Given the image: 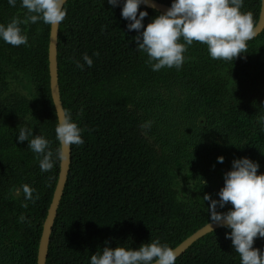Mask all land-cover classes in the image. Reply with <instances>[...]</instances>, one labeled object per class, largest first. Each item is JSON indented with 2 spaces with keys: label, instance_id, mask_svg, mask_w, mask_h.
I'll return each instance as SVG.
<instances>
[{
  "label": "trees",
  "instance_id": "obj_1",
  "mask_svg": "<svg viewBox=\"0 0 264 264\" xmlns=\"http://www.w3.org/2000/svg\"><path fill=\"white\" fill-rule=\"evenodd\" d=\"M65 6L57 39L58 83L64 111L83 129L84 143L70 146V168L46 264H90L91 255L106 246L136 249L157 238L174 248L210 222L209 202L203 197L207 193L219 199L224 182L219 180L213 191L209 184L191 186L189 199L181 198L165 154L143 132L140 96L124 83L132 75L151 95L180 92L175 99L192 120L205 118L189 140L199 161L209 150L223 149L233 159L258 162V174L264 173V30L234 61L213 59L206 44L194 41L182 67L153 71L148 55L136 48V30L129 31V21L121 16L123 0L115 7L107 0H69ZM143 10L148 12L145 27L162 13L140 5L138 15ZM241 10L252 12L256 25L260 0H244ZM26 14L21 0L15 7L0 0V24L23 20ZM21 27L28 45L0 40V264H37L60 170L58 161L42 172L38 154L17 138L27 125L33 135L50 141L53 152L60 147L50 87L51 26L40 20ZM84 53L93 59L91 67L84 63ZM25 184L38 199L25 201L23 192H17ZM25 202L27 208L22 207ZM231 207L229 202L218 210ZM230 231L221 227L205 235L175 264H240L225 235ZM253 247L264 251V237L255 238Z\"/></svg>",
  "mask_w": 264,
  "mask_h": 264
},
{
  "label": "clouds",
  "instance_id": "obj_2",
  "mask_svg": "<svg viewBox=\"0 0 264 264\" xmlns=\"http://www.w3.org/2000/svg\"><path fill=\"white\" fill-rule=\"evenodd\" d=\"M113 7L121 0H107ZM150 0H123L121 16L129 21V31L136 30L137 49L145 52L153 71L162 68L182 67L188 46L194 41L206 44L213 59L234 61L246 52L247 42L256 36L255 21L252 12H244V0H172L170 8L156 16L147 27L144 19L147 10L139 11L142 3ZM15 7L16 0H8ZM67 0H21V6L27 9L23 20L13 18L9 23L0 24V40L12 46L28 45V35L21 27L40 20L53 29L65 20ZM264 5V0H260ZM143 29V31H141ZM183 39V42L181 41ZM98 56L99 53H93ZM88 67L93 59L83 54ZM154 62V63H153ZM83 70L84 64L76 62ZM56 139L60 147L55 152L50 141L43 135H33V128L25 125L19 129L18 141H28V148L38 154L42 172L51 171L58 161L67 160L65 146L81 145L83 129L72 119L70 112L58 117ZM151 122L141 127L150 126ZM223 163L224 157L217 158ZM260 164L248 157L237 158L232 168L224 174V186L219 190V199L210 194L204 195L209 202V225L219 224L230 229L226 238L230 239L234 250L240 255V264H264V251L254 248V239L264 237V173L258 174ZM23 192L25 201L38 199L33 196L35 189L25 184L17 192ZM231 203L228 211H219ZM22 207L27 208L25 202ZM23 219V217H22ZM177 249L160 239L143 243L139 248L118 246L104 247L91 255L90 264H175Z\"/></svg>",
  "mask_w": 264,
  "mask_h": 264
},
{
  "label": "rangeland",
  "instance_id": "obj_3",
  "mask_svg": "<svg viewBox=\"0 0 264 264\" xmlns=\"http://www.w3.org/2000/svg\"><path fill=\"white\" fill-rule=\"evenodd\" d=\"M124 84L125 88L136 91L140 96L143 125L151 122L150 126L143 127V132L165 154L168 174L180 191L181 198L189 199L190 190H194L192 187L209 184L207 188L213 191L219 185V180L224 182V174L232 168L233 155H224L223 149L209 150L199 161L189 140L191 133L204 125L205 118L199 116L192 120L194 117L175 99L180 92L176 91L174 97H168L167 91L165 95L162 91L161 95H151L147 87L141 89L137 77L132 75ZM220 156L224 157L223 163L218 162Z\"/></svg>",
  "mask_w": 264,
  "mask_h": 264
},
{
  "label": "water",
  "instance_id": "obj_4",
  "mask_svg": "<svg viewBox=\"0 0 264 264\" xmlns=\"http://www.w3.org/2000/svg\"><path fill=\"white\" fill-rule=\"evenodd\" d=\"M69 1V0H67ZM142 6L154 9L159 12H166L170 5L159 2L157 0H150L149 4H141ZM256 36L260 35L264 30V5H261L259 19L255 25ZM58 26H54L50 29L49 37V72H50V87L51 95L57 112V117L61 115L63 117L64 108L61 102L60 89L58 83V67H57V39H58ZM254 37V38H255ZM59 122V119H58ZM65 152L68 154L67 160L60 161V170L58 180L53 193L52 201L49 206L47 216L45 218L42 234L38 246L37 254V264H46L48 249L50 243V236L54 221L57 215L59 203L61 201L63 191L66 186V181L68 177V172L71 162V147L65 146ZM209 223L205 224L203 227L199 228L197 231L185 238L181 243H179L175 249H177L178 257L182 255L194 242L204 237L205 235L213 232L214 230L221 228L219 224H212L211 228L208 227Z\"/></svg>",
  "mask_w": 264,
  "mask_h": 264
}]
</instances>
